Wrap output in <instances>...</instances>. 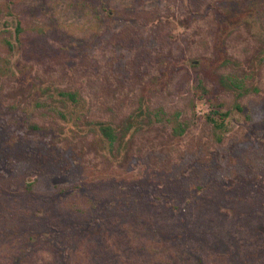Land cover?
Returning <instances> with one entry per match:
<instances>
[{"label": "rangeland", "instance_id": "1", "mask_svg": "<svg viewBox=\"0 0 264 264\" xmlns=\"http://www.w3.org/2000/svg\"><path fill=\"white\" fill-rule=\"evenodd\" d=\"M0 264H264V0H0Z\"/></svg>", "mask_w": 264, "mask_h": 264}, {"label": "trees", "instance_id": "2", "mask_svg": "<svg viewBox=\"0 0 264 264\" xmlns=\"http://www.w3.org/2000/svg\"><path fill=\"white\" fill-rule=\"evenodd\" d=\"M15 30H16V33L18 35L21 34L22 31L24 30V27L22 26V23H21L20 20H18ZM226 79L227 80H224L222 78L221 79V82L224 85L228 86L229 88H234V87H239L240 86L239 83H238V81H237V79L230 78V77H227ZM228 81L231 82V84H233V85L228 84L227 83ZM194 92L198 93L199 96H202L203 94H205L206 92H208V88L204 85L203 82H199L195 86ZM65 94L68 95L70 98H75L76 91H73V90L72 91H67ZM235 94H234V98H233V106L236 109L241 110V106L238 103V99H239L240 96H242V93L239 92V91H235ZM217 104L218 105L212 109L211 114H209L208 116H217L218 118H220V119L223 120V119H225L227 117V115L229 114V112L222 109L223 103L218 102ZM210 120L212 121V117L210 118ZM179 126H180V123H178V125H176V127L173 128L174 132H176L177 134L182 131V129H180ZM98 128H99L100 132L103 135H105L111 141V143L116 140V133H115V131L112 128L111 125L105 124L103 122H98Z\"/></svg>", "mask_w": 264, "mask_h": 264}]
</instances>
